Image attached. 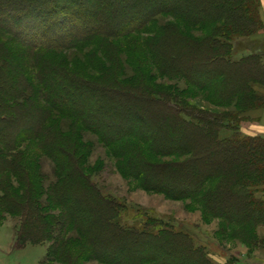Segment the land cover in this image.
<instances>
[{
    "label": "trees",
    "instance_id": "16d2710c",
    "mask_svg": "<svg viewBox=\"0 0 264 264\" xmlns=\"http://www.w3.org/2000/svg\"><path fill=\"white\" fill-rule=\"evenodd\" d=\"M193 4H199L205 12L196 14L191 9ZM206 11L214 15L217 13L223 25L215 28L211 39L202 45L199 51L201 60L196 62V57H190L186 67L184 64L182 67L178 62L180 59L169 51L179 49L177 45L183 39H178L179 42L172 35L170 40L174 46L168 49L169 54L164 49V55L158 57L160 68L164 70L166 62L169 63L170 73H179L174 71L179 67L188 70L191 77L204 78L210 74L213 77L215 74L217 77H228L233 66L245 68L249 63L254 65L260 60L261 57L256 54L234 64L232 61L226 64L224 60L229 53L228 44L250 37L263 27L258 0H0V32L9 34L31 51L38 84L24 78L22 90L18 89L17 93L16 90L10 92L16 86L9 89V93L0 91V185L8 183L11 172L17 175L19 171L26 176L28 166H22L24 164L18 161L17 155L22 154L23 146L31 141L42 140L41 153L38 154L56 159L62 152L68 158L65 168L59 170L63 179L54 186L53 205L52 202L40 201L38 188L32 181L27 180L25 201L13 197L9 189L4 190L7 195L0 202V212L21 214L17 231L20 244L48 242L51 244V255L57 253L56 246H60L63 229H66L86 241L89 260L99 264H154L155 260L170 264H213L207 258L205 249L197 248L189 235L170 230L162 222L149 218L140 226L123 224V209L115 200L104 195L81 170L78 156L62 149L56 142L55 146L48 142L50 130L45 125V117L51 112L86 120L87 123L82 125L103 130L104 133L100 134L102 142L117 146L121 151L149 146L155 157L185 158L181 164L170 168H157L149 158L143 160L146 161L143 164L149 166L148 174H153L157 180L167 176L166 186L171 189L166 188L162 192L172 195V198L194 196L202 190L205 182L222 179L215 191L203 198L208 214L213 218L225 216L232 220L231 212L224 208L229 209L228 204L236 202L239 197L240 201L245 200V204H249L246 206L249 211L246 218H251L255 225L263 223L264 201L256 198L252 189L255 184L264 182V137H260L263 140H254L238 132L222 137V131H236L231 128L234 122L231 116L227 121L226 118L203 117L204 114L195 117L191 107H188L189 113L185 112L169 96L160 98L151 93L146 80L134 78L129 83L110 86L107 82L84 81L76 76L66 75L63 78L44 60L45 55L52 51L80 47L88 48L87 52L91 55L96 52L95 48L105 55L104 46L111 44L110 40L145 31L149 21L157 15L166 13L188 21L186 13H193L191 17L198 22L205 19L212 21V13L205 14ZM199 62L200 65L197 64ZM217 65H222L220 67L224 70H215ZM13 69L17 72H13L12 81L18 75V67ZM260 71L258 73L264 81V65ZM244 85L243 80V88ZM23 90L28 101L30 96H41L48 108L26 107V103L9 106L6 103L5 97L10 98V93L15 95L14 99H21ZM72 98H76L75 104ZM197 136H202L203 144L201 142L200 146L193 143ZM67 164L71 165L68 170ZM229 170L239 171L241 176L235 174L233 178ZM37 175L41 179L40 174ZM42 180L46 178L42 176ZM54 208L59 211L58 214L53 213ZM181 250L187 253L183 254ZM152 256L155 259H151Z\"/></svg>",
    "mask_w": 264,
    "mask_h": 264
},
{
    "label": "rangeland",
    "instance_id": "374dc122",
    "mask_svg": "<svg viewBox=\"0 0 264 264\" xmlns=\"http://www.w3.org/2000/svg\"><path fill=\"white\" fill-rule=\"evenodd\" d=\"M258 1L263 27L250 37L239 38L228 44L229 53L224 60L226 64L231 61L234 64L252 54L261 58L257 63L254 62V65L249 63L245 68L233 66L228 77H217L216 74L214 77L211 74L204 78L191 77L190 72L184 71V68L177 67L174 71H180L179 73H170L169 63L164 61L165 72L159 65L160 58L158 57L163 54L164 49L168 54L170 52L173 56H177L182 67L183 64L186 67L190 57H196V62L201 60L199 51L202 45L211 39V32L215 28L223 25L217 13L214 15L212 12V21L205 19L206 21L199 22L198 19L191 17L193 13L184 12L188 16V21L163 13L153 17L145 31L110 40L111 44L104 46L105 55H102L101 50L95 46L96 52L93 55L87 52L88 48L80 47L52 51L45 55L44 60L49 66L57 69L63 78L66 75L76 76L84 81L89 79L101 84L107 82L110 86L123 85L134 78L146 80L144 82L151 93L154 92L153 94L160 98L169 96L185 112L189 113L190 108L188 107H191L190 110L195 117L198 114L199 117L204 114L203 117L226 118L227 121L231 116L234 119L231 128L236 131H222V137H230L238 132L239 135L249 139L263 138L254 132L259 122L257 113L264 109V81L258 73L263 70L264 65V0ZM191 9L193 12L196 11V14L205 12L199 4L198 6L193 4ZM211 13L206 11L205 14L211 15ZM172 35L177 40H183L182 42L178 40L181 43L177 45L179 49L168 52V49L174 46V42L170 40ZM32 59L29 49L21 46L9 34L0 32V91L9 93V89L16 86V89L13 88L10 92L16 90L17 93L18 89L22 90L24 78L38 85L37 69ZM171 59L174 58L171 57ZM220 66L223 67L217 65L215 70H224ZM16 67H18V75L12 81L13 72H17L13 71V68L16 69ZM243 80L245 81L244 88ZM24 94L23 90L22 98L16 100L15 95L10 93V98L5 97V101L9 106L26 103V107L35 105L38 108H48L41 96H30V94L31 99L28 101ZM72 99L71 101L75 104L76 98ZM189 120L192 119L189 118ZM45 121V125L49 126L47 128L50 130L48 142L53 146L56 142L62 149L78 156L81 170L104 195L115 200L123 209L121 218L123 224L140 226L149 218L162 222L170 230L189 235L197 248L205 249L207 258L213 264H264V220L262 224L255 225L250 220L251 218H246L249 212L246 206L248 207L249 204H245V200L240 201L237 197L236 202L228 204L229 209L224 208L228 213L231 212L232 220L226 219L225 216L213 218L208 214L203 198L207 193L215 191L222 179L205 182L202 190L194 196L190 195L183 199L172 198V195L162 192L166 188L171 189L166 186L168 185L167 176H160L161 178L157 180L153 174H148L149 166L143 164L146 163L143 160L149 158L150 163H155L157 168L161 169L181 164L186 160L185 158L175 156L158 158L150 152L149 146L132 147L121 151L117 146H108L102 142L100 134L104 133L103 130L89 129L82 125L86 120L82 121L51 112V115H46ZM201 139L202 136H197L193 143L200 146ZM41 143L42 140L31 141L23 146L22 154L17 155V158L24 164L22 166H28L25 170L26 176L19 171L17 175L11 172L8 183L0 185V202L7 195L4 194L5 189H9V193L17 200L25 201L28 180L38 188L39 194L37 195L40 201L47 204L52 202L53 205L54 186L63 179L59 176L61 175L59 170L65 168L68 158L63 156L62 152L56 159L38 154L37 152L41 153ZM71 162L74 163V161ZM70 167L71 165L67 164V170ZM229 172L234 175L233 178L235 174L240 175L239 171L229 170ZM38 173L41 179L36 177L39 176ZM42 176L46 178L45 181L42 180ZM252 190L256 198L264 201L263 181L258 185L255 184ZM172 194L176 193L172 192ZM243 205L245 206L241 208L240 206ZM54 209L53 213L58 214L59 211ZM20 216L21 214L12 215L0 212V264H99L89 260L90 253L86 241L80 239L78 234L72 230L63 229L62 242L60 246H56L57 253L53 252L51 255L49 253L51 244L48 242L20 244L17 234L22 220ZM130 248L135 252L131 246ZM183 251V254L187 253ZM155 254L158 256L156 252ZM187 256L189 258L188 254ZM151 259H155V256ZM157 261L155 260L154 264H170Z\"/></svg>",
    "mask_w": 264,
    "mask_h": 264
},
{
    "label": "crops",
    "instance_id": "0c3cea01",
    "mask_svg": "<svg viewBox=\"0 0 264 264\" xmlns=\"http://www.w3.org/2000/svg\"><path fill=\"white\" fill-rule=\"evenodd\" d=\"M257 114H258L259 122L257 123L258 124V127H255L257 129L254 132L256 134L261 135V136L264 137V109H262L261 111H259Z\"/></svg>",
    "mask_w": 264,
    "mask_h": 264
}]
</instances>
